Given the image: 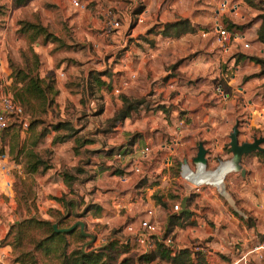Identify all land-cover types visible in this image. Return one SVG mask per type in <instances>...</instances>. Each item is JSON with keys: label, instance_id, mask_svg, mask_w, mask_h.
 I'll use <instances>...</instances> for the list:
<instances>
[{"label": "rangeland", "instance_id": "374dc122", "mask_svg": "<svg viewBox=\"0 0 264 264\" xmlns=\"http://www.w3.org/2000/svg\"><path fill=\"white\" fill-rule=\"evenodd\" d=\"M78 1L83 7L82 9L73 8L71 0H0V39L3 41V48L0 51V94H11L10 76H12L11 72L14 69L21 73H29L31 76L37 74L43 80V84H51L52 91L47 98L52 99L53 102L50 108L46 109V113L33 116L34 114L31 113L30 109L33 107L32 109L35 111L38 103L31 101L29 106L23 107L27 111L23 112L20 120H18V122L24 121L27 124L26 131H21L19 123L14 122L8 127L1 139L0 154L6 153L7 158L0 163V231L3 235L0 248L5 247L0 264H17L15 258L20 254L30 253L33 243L43 237L42 230L28 227L22 230L21 238L16 243L15 232L11 228L22 220L33 218L48 221L58 229H67L76 223H80L83 226L82 233L93 237L92 249H99L109 241L118 244L125 243L128 240L126 227L128 225L136 227V217L142 209L154 211L158 227L165 226L166 235L172 239L174 251L182 249L192 251L197 245L208 249L205 239L188 240L186 243H179L175 240V234L178 230L184 231L187 227L195 228L197 224L195 222L192 224L177 214L172 216V207L178 204L184 191L188 192L190 200L196 197L195 193L188 191L184 184L180 180L178 181L173 164L170 171L171 174H174V179L161 184V186L157 181H153L155 180L152 177L153 174H148L149 177H140L141 174H138L136 179L123 184L118 179V174L115 173V177L111 178L114 173L112 170H119L116 161L113 159L116 149H111L109 152L104 150L106 146H101L102 149L97 152L96 156L94 152L82 151L78 148L79 142L90 140L89 135L91 134H88L90 131L79 129V126H82L86 120L85 117L80 118V116L92 112L89 108L88 110L85 109L90 102L97 108L102 106L104 99H106L110 109L113 108L112 112L106 113L108 117L104 121L105 125L97 126L99 131L106 127V131L111 134L113 127H108L117 122L113 121V118L122 106V99L127 101L138 100L140 104L137 107L141 105V108L146 111L150 109L156 112L160 108L157 106L160 97L152 92V85L148 90H142V93L137 97L125 95L120 90L118 93H114V90L122 82L118 79L122 72L121 59L129 45H132L133 48L136 47L135 58H137L140 52L147 53L154 48L155 42L159 38L158 35L163 36L162 34H165L166 37L174 38L176 30L172 31L169 27L170 24L163 23L165 20H169L172 15L165 17L162 13L165 10L170 11L173 3L177 5V10L179 8L182 10L184 3L180 0ZM195 1L196 7L201 8H205L203 2H210V0ZM223 1L229 6H235V10L233 12L229 10L218 11V15L213 14V10L217 11L218 5ZM211 4H213L211 9L207 8L206 11L194 14L197 23L204 28V32L213 28L215 18L220 27H225L224 22L226 21L239 28L232 29V32L243 33L245 31L246 41L244 42H247L250 35L256 34L259 26L264 24V0H214ZM100 10L110 12L120 24L119 29L110 35L102 34ZM138 14L141 15L143 23L138 25L131 36L130 28L136 26L135 19ZM175 14L173 16L179 21H186L187 26L190 27L187 20ZM239 16L243 18L242 21H239ZM29 25L38 28L37 31L40 35H36L34 29H29L27 27ZM146 27L148 28L146 31L140 32ZM211 36H214L213 39L216 42V36L214 34ZM256 55L255 58L264 62V54L261 57H256ZM236 56L243 58L240 55ZM111 77L115 81L113 86L110 81ZM60 90L68 92L71 101L69 99L64 102L60 101L61 98L58 94ZM53 93L56 95L51 98ZM259 94L261 92L252 97L253 101H259V99H255L260 97ZM260 99H262L261 102H264V95ZM117 102L119 107L116 106ZM62 103H64L65 108L60 111L58 106ZM72 103L78 104L79 110L73 108ZM260 132L263 134L264 128ZM157 133L156 146L170 143L167 133L163 134L159 130ZM131 135L132 138L125 145L127 152L130 151L129 144L131 141L136 139L135 132L128 136ZM252 136L255 134L250 131L248 139L251 140ZM63 143H66V146L72 150L71 154L78 159L72 160L71 156L66 154L67 150L66 147L62 146ZM30 147H32L31 150ZM110 147L112 145L107 146V148ZM27 152L29 153L27 154ZM153 153L152 156L159 157L158 164L162 161H168V152L153 149ZM29 157L30 159H28ZM27 160L38 162L34 179L23 177L17 174L16 169L11 168L12 164H17L20 171H25L28 169L26 167ZM237 166H241L240 160ZM98 167L107 169L108 172L96 176L94 175L96 171L94 168ZM213 167L214 165L208 167L205 165L207 171H212ZM45 170L44 178L50 183L61 180L63 174L69 176L68 186L66 185L68 193L65 200L74 198L77 204L75 212L70 210V218H65V220L61 218L64 211L60 212L56 209L53 195L46 191L47 186L42 184V180H38L37 175ZM76 170L79 171L77 174L75 173ZM241 170V168L239 172L233 170L236 173L233 176L222 177L223 194L218 195L214 187L207 188L212 190L215 193L214 196L216 195L221 202H224L228 214L233 211L237 212H233L232 215L244 226L246 225L251 229L254 238L251 243H253L264 237L261 233L263 231L261 226H264L262 224L264 222L260 221V223L255 224L258 214L254 216L251 211L239 208L238 195L233 191L235 187L237 189L240 186V177L243 176L240 174ZM5 183H8L9 186H6ZM247 184L248 182L245 183V185ZM149 185L154 187L157 185L160 188L148 195L145 189L150 187ZM125 194L128 195V199L132 200L130 211L111 208V201L108 196L121 198ZM139 197L142 202L141 209L134 204V201H137ZM45 199L53 201V204H47ZM101 205L106 206L102 209ZM97 208L98 215L95 211ZM200 210L196 209L197 213L195 214L199 220L198 223H202L205 228L211 229L217 236H220V232L226 228V225L221 224V222L212 223V220L208 219L210 215L207 212H200ZM241 215L245 217L242 218ZM8 232L10 234L7 236ZM79 232L77 226L68 235V252L80 248L81 242L77 240ZM223 236L222 234L220 238ZM230 236L233 240L235 239L234 233H229L227 238ZM118 251L123 253L111 252L108 254L110 256L109 264H166L156 258L146 262L144 258H152L153 253L142 256L144 251L131 242H128L127 249L122 248ZM36 261L37 264H59L56 261L40 260L37 254ZM197 264L206 263L204 260H198Z\"/></svg>", "mask_w": 264, "mask_h": 264}, {"label": "crops", "instance_id": "0c3cea01", "mask_svg": "<svg viewBox=\"0 0 264 264\" xmlns=\"http://www.w3.org/2000/svg\"><path fill=\"white\" fill-rule=\"evenodd\" d=\"M180 1L184 3V8L177 10V5L173 3L170 11L165 10L162 13L165 17L172 15L169 20H165L163 23L171 25L178 22L179 20L173 16L176 13L175 15L190 23V27L193 29L192 33L174 38L166 37L165 34H162L163 36L158 35L159 38L156 40L154 48L147 53L140 52L137 58H135L136 47L133 48L132 45H129L121 59L122 72L118 79L129 81V85L123 93L137 97L142 93V90H148L152 85V92L160 97L157 105L160 108L155 112L150 109L146 111L141 108V105L138 106V109L131 113L128 118L117 121L108 127H113L112 134L106 131V127L100 131L97 127L98 125L104 126V121L108 117L106 113L113 111L106 99H104V104L97 108L90 102L85 109L88 110L89 108L92 112L80 116V118L85 117L86 120L82 126H79V129L90 131L88 134L91 135H89L90 140L79 142L78 148L82 151L94 152L96 156L97 152L102 149L101 146H106L103 149L109 152L111 149H116L114 154L122 150V153L125 154L122 161L115 160L113 155L119 170L113 169L112 172L114 173L111 178H114L116 173L123 184L138 177V174L132 172L133 168H138L140 177H149L148 174H153L152 177L155 179L153 181H157L161 186V184L174 179V174H171L170 171L172 164L179 181L180 164L194 165L193 159L198 145H202L205 151V165L207 167L214 165L213 170H217L220 166L226 165L234 159L229 147V134L235 124H237L238 146L251 144L254 139L264 136V133L260 132L264 128V102H261L262 99H260L264 95V75H257L259 72L258 65L236 56L255 57L256 54H258L256 57L262 56L263 52L261 46L255 41V34H251L247 42H244L246 41L245 31L235 33L238 36L235 44L229 53L222 54L218 44L213 39L214 36H211L215 35L214 25L213 28L204 32V28L197 23L196 16L194 17V14L198 12L206 11L207 8L211 9L213 7L211 2L214 0L203 2L205 8L196 7L195 0ZM213 14L218 15L216 10H213ZM139 16L141 17V15ZM238 19L239 21L243 20L240 16ZM215 21L217 20L214 18L213 23ZM137 27L138 25L130 28L131 36ZM146 29L148 28H143L140 32L146 31ZM171 30L175 29L171 28ZM209 35L210 38H208ZM243 43H247L248 48L243 49L241 46ZM64 74L67 75V73ZM110 81L113 86L115 82L113 77L110 78ZM217 86L222 90L225 96L224 100L217 97L215 91ZM58 92L60 101L64 102L66 99L71 101L68 92L64 90ZM258 92H261L260 97L255 99H259V101H253L252 97ZM72 106L75 109L80 108L78 104L72 103ZM116 106L119 107L118 102ZM64 108V103L58 106L60 111H63ZM158 130L162 131L163 134L167 133L170 143L156 146ZM250 131L256 136H252L251 140L248 139ZM133 132L136 133V139L131 141L129 144L130 151L127 152L125 145L132 138V135H128ZM109 145L114 148H107ZM62 146L66 147V154L70 155L72 160L78 159L71 154L72 150L66 146V143H63ZM261 148L264 149V145ZM31 149L32 147H30ZM153 149L168 152V161H162L158 164L159 157L151 155ZM2 155L4 157L0 163L7 158L6 153ZM239 160L241 161L240 168L243 176H239L240 186L237 189L235 187L233 191L238 195L239 208L251 211L254 216L258 214L255 224L260 223V221L264 222V212L257 209V205L264 195V189H260L257 185L259 182H264V159L256 155L255 152H250L243 153L238 158ZM28 161L26 167L29 165ZM12 167L16 169L17 174L23 177L34 179L36 176L37 169L31 172L26 168L25 171H20L17 164H12ZM94 169L96 176L108 172L102 167ZM45 172L46 170L41 171L37 178L42 180L44 186H47L46 191L53 195V200L66 196L68 188L62 178L50 183L44 178ZM234 174L236 173L233 170H228L225 171L223 177ZM246 182H248L247 185H245ZM153 185H149L150 187L145 189L146 194L150 195L155 189L160 188ZM187 193L184 191L178 202L180 205L182 202L184 203L185 211L176 214L182 216L180 218L192 222V224L195 222L197 225L195 228L187 227L184 231L178 230L175 234L176 242L186 243L188 240L205 239L211 254L204 259L206 264L231 263L237 257V252L245 250L251 244V240L254 239L251 229L234 218L232 213L237 212L233 211V208L231 209L233 212L228 214L224 202H221L216 195L214 196L215 193L209 188L204 187L195 193L196 197L193 200H190ZM127 196V194L121 198L108 196L111 201V208L130 211L132 200L128 199ZM45 201L47 204H53L51 200L45 199ZM134 202L140 209L142 208L140 197ZM55 204L58 211H63L60 204L56 202ZM104 206L106 205H101L102 209ZM196 209H201L200 212H207L210 215L208 219L212 220V223L221 222V224L226 225V228L219 234L220 236L223 234V238L217 236L211 229L205 228L202 223H198L199 220L195 217ZM142 212L143 209L136 217L137 220L143 217ZM241 217L244 218L245 216L241 215ZM262 224L264 225V223ZM261 228L263 229L261 233L264 236V226ZM229 233H234V240L231 236L227 238ZM233 241H239V245L231 247ZM4 249L5 247L0 248V259L2 253L5 252ZM253 263L256 264V262Z\"/></svg>", "mask_w": 264, "mask_h": 264}, {"label": "trees", "instance_id": "16d2710c", "mask_svg": "<svg viewBox=\"0 0 264 264\" xmlns=\"http://www.w3.org/2000/svg\"><path fill=\"white\" fill-rule=\"evenodd\" d=\"M184 28H183V27ZM224 26L227 30L231 31L232 29H239L237 26L230 24L229 22H224ZM29 29H34V33L36 35H40L37 31L38 28L35 26L29 25L27 26ZM169 27L176 30L175 36L183 35L186 33H192L193 29L187 26L186 21H178L169 25ZM49 37V36H46ZM54 41V38H53ZM255 41L258 43L262 48V52L264 54V24L259 26L255 34ZM243 59L247 60L248 62L254 63L260 67V71L257 75H264V62L255 57H243ZM12 69V68H11ZM10 78V92L11 98L14 103L18 104L22 112L27 111L24 110L23 107L29 106V103L37 102L38 107L35 111H33V107L30 109L33 116H37V114H44L47 112L46 109H49L52 105V99H48V94L52 91L51 84H43V80H41L37 74L31 76L29 73H21L18 70H12ZM56 95L55 93L51 94V98ZM121 108L116 113L113 118V121H121L129 117L131 113H133L137 108V105L140 104V101L131 100L127 101L126 99L121 100ZM35 108V107H34ZM27 114V113H26ZM18 122V121H17ZM19 123V122H18ZM16 125V124H14ZM30 125V124H29ZM20 126V124H19ZM31 128V126H30ZM256 155L260 156L264 159V155L258 152H255ZM32 158V156H30ZM29 157V159H30ZM28 170L31 172L36 171L38 162H31L28 161ZM78 170L75 171L77 174ZM63 182L67 185L68 177L66 174L61 175ZM68 186V185H67ZM70 193V192H69ZM56 203L60 204L64 215L61 216L63 220L65 218H70V210L75 212V208L77 206L76 201L74 198H69L65 200V196H62L58 199L54 200ZM96 215H98V208L95 209ZM28 227H35L44 233L43 237L38 239L33 243L32 251L28 254H20L15 258V263L17 264H37L36 261V254L41 259H44L46 262L56 261L59 264H109L110 256L109 253L121 254L123 252H119L118 249H127L128 244L125 242L123 244H118L114 241L107 242L106 245L99 249H92V244L94 242L93 237L88 236L86 234H82L79 232L77 234V240L81 242L80 248H76L70 252H68V241L67 237L71 233H63L60 232L56 228L53 229V224L48 221H41L37 219H27L18 222L12 226V230L15 232V239L16 243L19 242L21 238V233L23 229ZM10 232L7 233V236ZM6 236V237H7ZM122 247V248H120ZM153 253L152 258H144L146 262L151 261V259H159L166 264H197L198 260H203L202 257H195L192 258L191 252L188 249H182L176 251L174 254L171 255V251L162 245H156L155 249L143 254L142 256L148 255Z\"/></svg>", "mask_w": 264, "mask_h": 264}, {"label": "built area", "instance_id": "2783aa9c", "mask_svg": "<svg viewBox=\"0 0 264 264\" xmlns=\"http://www.w3.org/2000/svg\"><path fill=\"white\" fill-rule=\"evenodd\" d=\"M78 0H71V5L73 8L81 9L82 6L79 4ZM231 7V8H230ZM234 7V8H233ZM229 6L228 3L223 1L218 5V11L229 10L233 12L235 10V6ZM99 15L102 17V34L110 35L116 30L119 29V22L117 18L112 15L110 12L100 10ZM143 23V20L139 15L135 19V25H140ZM214 31L216 36V43L219 46V50L222 54H227L231 50L232 46L235 44L236 40L238 39L237 34L232 31L227 30L225 27H220L217 24V21L214 23ZM243 49L248 48L247 43H243ZM3 48V41L0 39V51ZM129 85L128 80L122 81L119 86L114 90V93H118L119 90L122 92L127 89ZM216 95L220 100H224L225 96L222 90L217 86L215 88ZM23 112L21 107L14 103L10 94H0V149H1V139L5 134L6 130L12 123L17 122L20 120ZM21 131H26L27 124L22 121L19 122ZM124 155L122 150L116 152L114 154V159L117 161H122L124 159ZM3 155L0 154V162L3 159ZM199 165H187V164H180L179 167V179L184 184V186L188 189V191H192L193 193L199 192L204 187H214L218 194H221L218 190V187H215L210 181L209 178L201 179L199 181L193 180L194 175L197 174L199 169ZM193 168V169H192ZM201 169L204 173H214L215 170L207 171L205 167L201 166ZM132 172L134 174H139L138 168H133ZM6 186H9L8 183H5ZM258 187L260 189H264V182H259ZM223 186V185H222ZM257 209L264 212V195L261 201L257 205ZM181 211L180 204H176L172 207V213L176 214ZM143 217L137 220L136 227L134 228L133 225H128L126 227L127 235H128V242L133 243L137 247H140L144 254L148 253L155 249L156 245H162L163 247L169 249L171 251V255L174 254L176 251L172 249V239L166 235L165 226L158 227L157 219L154 211L152 209H144L142 212ZM264 220V214H263ZM3 239L2 232L0 231V242ZM232 246H238L239 241H233ZM192 258L195 257H202L203 260L210 256V250L205 249L201 246H194L193 250L190 251ZM237 257L234 261L229 264H251L256 262V264H264V239L256 241L248 245L245 250L241 252H237ZM195 260V259H194Z\"/></svg>", "mask_w": 264, "mask_h": 264}, {"label": "water", "instance_id": "95a60500", "mask_svg": "<svg viewBox=\"0 0 264 264\" xmlns=\"http://www.w3.org/2000/svg\"><path fill=\"white\" fill-rule=\"evenodd\" d=\"M262 145H264V136L261 138L254 139L251 144H242V145L238 146V144H237V124H235L233 126V128L231 129V133L229 134V147H230V150L234 156V159H232L231 162H233L235 164V167H236L234 170L239 172L240 167L237 166L238 158L243 153L247 154L250 152H258V153L264 155V149L261 148ZM204 156H205V151L202 148V145H198L196 155L193 159V163L196 165L201 164L202 167H205L206 162H205ZM240 174L241 175L243 174L242 171ZM180 208H181V211H185V207H184L183 202L181 203ZM77 226L79 227V231L82 233L83 226L80 223H76L67 229H61L59 231L68 234V233H71ZM53 229L56 230L54 225H53Z\"/></svg>", "mask_w": 264, "mask_h": 264}, {"label": "bare ground", "instance_id": "6f19581e", "mask_svg": "<svg viewBox=\"0 0 264 264\" xmlns=\"http://www.w3.org/2000/svg\"><path fill=\"white\" fill-rule=\"evenodd\" d=\"M199 169L197 171V174L194 175L193 177V180L195 181H199L203 178L207 179L209 178L210 181H212V184L215 186V187H218V190L221 194H223V186H222V177L225 173V171H228V170H234L236 167H235V164L233 162H230V163H227L226 165H222L220 166L217 171H215L214 173H204L201 169V164L199 165ZM207 177V178H206Z\"/></svg>", "mask_w": 264, "mask_h": 264}]
</instances>
